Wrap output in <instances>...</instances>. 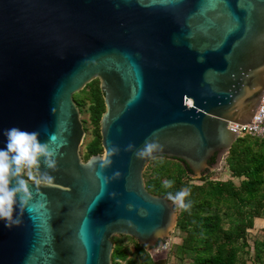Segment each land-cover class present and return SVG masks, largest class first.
Returning <instances> with one entry per match:
<instances>
[{"label": "water", "instance_id": "95a60500", "mask_svg": "<svg viewBox=\"0 0 264 264\" xmlns=\"http://www.w3.org/2000/svg\"><path fill=\"white\" fill-rule=\"evenodd\" d=\"M94 78L84 160L74 94ZM263 92L264 0H0V264H112L114 235L167 264L179 200L145 168L224 167Z\"/></svg>", "mask_w": 264, "mask_h": 264}, {"label": "trees", "instance_id": "16d2710c", "mask_svg": "<svg viewBox=\"0 0 264 264\" xmlns=\"http://www.w3.org/2000/svg\"><path fill=\"white\" fill-rule=\"evenodd\" d=\"M74 99L92 125L85 160L102 152L99 119L105 107L99 80L87 83ZM224 166L230 175L224 180L208 174L192 178L188 166L176 158H152L144 170L150 192L178 197L175 235L179 242L171 245L170 256L179 264H264V227L262 234L250 235L255 219L264 217V138L237 137ZM112 241V264H154L133 237L116 235Z\"/></svg>", "mask_w": 264, "mask_h": 264}, {"label": "rangeland", "instance_id": "374dc122", "mask_svg": "<svg viewBox=\"0 0 264 264\" xmlns=\"http://www.w3.org/2000/svg\"><path fill=\"white\" fill-rule=\"evenodd\" d=\"M81 119L86 121L85 125L87 127V130L85 131V135H84V138H83L81 146H80V154H81V156H83L84 146L92 138V125H91V123L89 121L87 112H84V113L81 114ZM22 173H23V175L25 177H26V175L28 177L33 175V172H32V169H31L30 166L25 167L23 169ZM207 174L211 178H215V179L224 180V179L230 178L229 172H228V170H227V168L225 166L224 167L218 166V168L216 167L214 170L209 171ZM195 179H197V178H195ZM234 181L236 183L239 182V180L237 178H234ZM194 182H198L199 183L200 181L199 180H194ZM263 227H264V217L256 218L255 219V227H254V229H252L250 231V233H251L250 235L254 237L256 235L262 234L263 233V230H262ZM175 231H176V229H175ZM175 231H174L173 236L171 238V245L173 243H175V242H179V237H176V235H175L176 232ZM114 236H116V235H114ZM126 242H128V241H126ZM250 242H252V241L250 240ZM130 245H132V244L130 243ZM167 264H179V262H177L174 257L170 256V251H169V254H168V258H167ZM248 264H250V263L248 262Z\"/></svg>", "mask_w": 264, "mask_h": 264}, {"label": "built area", "instance_id": "2783aa9c", "mask_svg": "<svg viewBox=\"0 0 264 264\" xmlns=\"http://www.w3.org/2000/svg\"><path fill=\"white\" fill-rule=\"evenodd\" d=\"M228 128L235 131L236 138L244 135L264 138V92L251 121L246 124L228 122Z\"/></svg>", "mask_w": 264, "mask_h": 264}, {"label": "flooded vegetation", "instance_id": "af4514ba", "mask_svg": "<svg viewBox=\"0 0 264 264\" xmlns=\"http://www.w3.org/2000/svg\"><path fill=\"white\" fill-rule=\"evenodd\" d=\"M209 162L211 163V164H213L214 162H215V157L213 156V157H211V160H209ZM33 172V171H32ZM27 178H29V179H36V176H35V174L33 173V175H31V176H29V177H27ZM161 242V240H159V241H157V245L159 244ZM164 243V242H163ZM165 243H171V240H169V242H165Z\"/></svg>", "mask_w": 264, "mask_h": 264}]
</instances>
